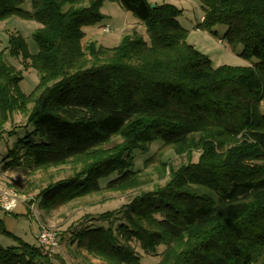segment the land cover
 Listing matches in <instances>:
<instances>
[{"label": "trees", "instance_id": "1", "mask_svg": "<svg viewBox=\"0 0 264 264\" xmlns=\"http://www.w3.org/2000/svg\"><path fill=\"white\" fill-rule=\"evenodd\" d=\"M24 1L0 0V21L40 26L32 35L37 54L20 34L6 47L39 81L24 94L21 71L0 52V143L18 128L33 131L1 167L29 176L82 162L81 171L40 191L39 207L49 212L139 187L133 154L160 142L143 165L157 159L164 175L169 167L164 187L90 216L77 246L101 264H142L137 249L158 255L156 264H264V0H200L197 29L226 27L224 40L232 50L241 45L250 63L218 68L187 43L182 11L171 4L110 0L140 21L149 41L134 33L104 47L83 42L84 29L103 21L105 0H32L31 10L20 7ZM19 114L24 124L15 123ZM166 148L177 156L199 152L198 162L173 169L162 159ZM0 231L17 241L0 245V264H56L48 249L2 223Z\"/></svg>", "mask_w": 264, "mask_h": 264}, {"label": "rangeland", "instance_id": "2", "mask_svg": "<svg viewBox=\"0 0 264 264\" xmlns=\"http://www.w3.org/2000/svg\"><path fill=\"white\" fill-rule=\"evenodd\" d=\"M152 2L154 5L171 4L182 11L178 21L188 31L187 43L209 57L214 68L250 65L248 61L239 55L243 50L241 45L236 50H232L224 40L226 27L222 25L215 26L213 31L216 34L197 29L204 15L200 0H152ZM31 3L32 0H25L20 7L24 10H31ZM100 12L104 16L103 21L84 29L87 35L83 42L84 45L96 42L99 46L116 47L124 36L134 33H138L145 41H149L145 27L132 13L125 11L118 3L105 0ZM106 26L110 29L107 33L104 32ZM37 27L38 23L35 21L22 20L16 17L0 21V52H5V60L9 65L21 71L23 80L20 83V88L26 95H29L37 86L39 75L32 68L25 70L21 58L10 56L6 47L11 34H20L25 38L29 52L33 55L37 54L39 47L32 37ZM30 107L32 108L33 106L31 105ZM25 120L26 114H19L14 121L18 124H24ZM4 129L10 130L11 123H7ZM32 131V126L27 129L18 128L13 136H7L0 143V162L7 156L8 150L12 149L19 139ZM119 142V138H115L114 144ZM158 144L160 142L152 144L147 152L135 151L133 154L134 172H136L135 175L139 179V187L126 192L117 191L71 201L67 205L49 212L39 207L38 195L40 191L58 180L69 178L73 176V173L81 171L84 167L82 162H70L66 165L51 167L29 176L20 169H0V191L11 190L17 194L19 199H21L20 203L26 206L28 215H30L17 216V228L12 234L26 243L40 246L34 236L33 223L37 222L38 225H44L58 235L59 249L51 252L57 255L55 257L56 264H101L99 258L77 246L80 230L92 222L89 219L90 216L118 210L136 196L164 187L169 179V167L166 168V175H164V171L157 159L148 163L146 167L143 165L144 161L157 151ZM163 152V161L167 162L173 169H178L188 162L197 163L200 155L199 152H193L189 157L186 154L177 156L169 148H166ZM14 168H18V166H14ZM31 203H33V208L29 210ZM5 216L6 214L0 210V224ZM16 242L14 237L7 236L0 231L1 246L8 247L16 244ZM162 250L163 247L159 248L157 254L161 253ZM137 252L141 256L142 264H156L159 261L158 255H147L140 249H137Z\"/></svg>", "mask_w": 264, "mask_h": 264}, {"label": "built area", "instance_id": "3", "mask_svg": "<svg viewBox=\"0 0 264 264\" xmlns=\"http://www.w3.org/2000/svg\"><path fill=\"white\" fill-rule=\"evenodd\" d=\"M203 20V19H202ZM108 26L104 28V32H109ZM21 199L18 195L11 190L0 191V209L5 213L13 212L20 204ZM33 208V204L30 206ZM36 239L39 244L48 249L50 252H54L59 249L58 235L55 231L46 228L44 225H40Z\"/></svg>", "mask_w": 264, "mask_h": 264}, {"label": "crops", "instance_id": "4", "mask_svg": "<svg viewBox=\"0 0 264 264\" xmlns=\"http://www.w3.org/2000/svg\"><path fill=\"white\" fill-rule=\"evenodd\" d=\"M39 27L40 26L38 25L37 28H39ZM0 169H2L1 165H0ZM5 214H6V216L4 217V219L2 221V224H3L4 228H5V230L8 231L11 234L17 228V224H18L17 216H20V215L21 216H30V215H28V209L26 208V206L23 203H20L13 212L5 213ZM39 227H40V225H38L37 222L33 223L35 238H36V235L38 233Z\"/></svg>", "mask_w": 264, "mask_h": 264}, {"label": "water", "instance_id": "5", "mask_svg": "<svg viewBox=\"0 0 264 264\" xmlns=\"http://www.w3.org/2000/svg\"><path fill=\"white\" fill-rule=\"evenodd\" d=\"M152 6H153V7H155V5H154V4H153Z\"/></svg>", "mask_w": 264, "mask_h": 264}]
</instances>
